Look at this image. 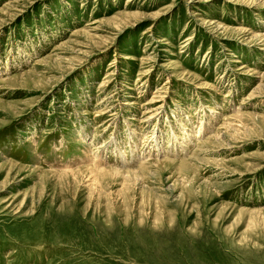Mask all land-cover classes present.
<instances>
[{"label":"rangeland","instance_id":"rangeland-1","mask_svg":"<svg viewBox=\"0 0 264 264\" xmlns=\"http://www.w3.org/2000/svg\"><path fill=\"white\" fill-rule=\"evenodd\" d=\"M0 264H264V0H0Z\"/></svg>","mask_w":264,"mask_h":264},{"label":"bare ground","instance_id":"bare-ground-1","mask_svg":"<svg viewBox=\"0 0 264 264\" xmlns=\"http://www.w3.org/2000/svg\"><path fill=\"white\" fill-rule=\"evenodd\" d=\"M152 113V112H151ZM150 118V117H149Z\"/></svg>","mask_w":264,"mask_h":264}]
</instances>
